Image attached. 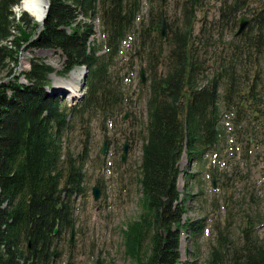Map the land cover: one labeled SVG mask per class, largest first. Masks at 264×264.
<instances>
[{
	"label": "trees",
	"instance_id": "16d2710c",
	"mask_svg": "<svg viewBox=\"0 0 264 264\" xmlns=\"http://www.w3.org/2000/svg\"><path fill=\"white\" fill-rule=\"evenodd\" d=\"M19 1L0 0V70L18 65L22 44L27 52H57L61 76L86 69L83 98L77 104L48 91L54 70L40 57L31 55L29 69H10L0 80V264H55L60 257L57 240L66 232L71 238L73 203L86 191L82 155L73 157L65 149V138L76 124L87 127L95 117L105 120L121 108L123 94L114 82L112 66L137 19L140 0H49L42 28L31 41L35 26L28 25L26 15L22 24L10 19V9ZM253 1L257 3L249 8L252 25L244 37L245 48L253 46L260 56L264 55V0ZM240 3L224 0L221 21L235 24V17L246 10ZM201 9L198 0H181L179 18L167 26V57L162 58L161 38L156 49L146 54L149 95L138 166L140 214L121 230L125 255L134 264H181V234L202 233V221L184 218L178 164L183 153L200 159L219 142L222 83H226L223 106L236 109L238 125L247 122L248 145L254 140V128L264 121V76L257 57L252 61V80L244 87L238 82V72L246 73L237 62L245 53L239 46L226 63L220 59L207 74L204 52L195 46L196 14ZM156 17L155 32L161 37L163 15ZM13 30L18 35L12 41ZM205 41L209 43L205 39L202 44ZM161 66L164 70L159 72ZM257 226L246 216L239 235L242 245L233 252L231 264H264V243L255 234Z\"/></svg>",
	"mask_w": 264,
	"mask_h": 264
},
{
	"label": "rangeland",
	"instance_id": "374dc122",
	"mask_svg": "<svg viewBox=\"0 0 264 264\" xmlns=\"http://www.w3.org/2000/svg\"><path fill=\"white\" fill-rule=\"evenodd\" d=\"M223 1L198 0L202 9L196 14L199 22L194 27V34L197 35L195 46L199 52H204L208 75L216 69L220 59L225 58L223 62L226 63L235 46L241 47L245 53L237 62L246 73L243 75L238 72V82L240 87H244L252 80L250 72L254 67L252 61L256 57L262 66L261 75L264 76V55L259 56L253 46L246 49L244 40L252 25L249 8L256 6L257 1L242 0L240 5L246 7V10L240 12L235 17V24L231 25L230 21L227 24L221 21ZM227 1L231 3L233 0ZM180 2L181 0H164L161 5L160 0H140L137 19L120 43L112 66L114 82L119 84L123 94L121 108L105 120L102 116L95 117L87 127L81 128L76 124L65 138V149L75 158L82 155L86 191L73 203L75 225L71 243H68L69 232L62 234L57 240L60 257L55 264H134L125 255L121 230L140 214L138 166L146 135V99L149 95L147 73L144 71L146 54L151 49L155 50L160 42V37L155 32V23L156 16L161 13L166 23L161 54L163 59L167 57L169 50L164 44V40L169 38L167 26L169 23H176L179 18ZM23 3L20 1L12 6L11 13L19 17L23 11L20 10ZM27 13L35 23L33 16ZM240 17L247 21V25L243 33L235 37ZM95 26V38L99 40L97 22ZM40 28L42 24L31 31V36ZM250 34L253 35V32L250 31ZM205 39L209 43L205 41L202 44ZM28 53L33 57L43 58L53 68L54 71L49 76L48 91L61 95L64 102L77 104L79 101L73 99L84 94V90L80 89L81 82L77 96H72L65 90L63 83L71 72L66 76L59 74L62 68L59 54L44 50ZM27 66H15L11 63L0 70V80L7 77L10 69L20 72L27 70ZM140 70L145 75L144 84L140 82ZM158 70L162 72L164 67L161 66ZM225 85L223 82L220 87L222 115L219 126L222 133L219 142L205 151L200 159H189L183 153L178 164L181 174L177 179V189L186 206L184 218L193 223L202 221L204 225L202 233L196 237L181 234V264H231L233 252L242 245L239 235L246 216L257 221L255 234L264 243V146L261 143L264 116L261 127L254 128V140L248 145L246 140L250 136V130L246 129L247 122L238 125L235 122L236 109L223 106ZM103 141L106 144L104 154L101 155ZM125 143L128 147L125 162L122 163V147ZM93 187L99 192L96 201L92 196Z\"/></svg>",
	"mask_w": 264,
	"mask_h": 264
},
{
	"label": "bare ground",
	"instance_id": "6f19581e",
	"mask_svg": "<svg viewBox=\"0 0 264 264\" xmlns=\"http://www.w3.org/2000/svg\"><path fill=\"white\" fill-rule=\"evenodd\" d=\"M45 6V0H25L20 10L29 12L35 18L36 22H40L44 14ZM82 78L83 72L81 69L71 71L69 78L63 83L65 85V90L72 96H77L80 82L82 84Z\"/></svg>",
	"mask_w": 264,
	"mask_h": 264
},
{
	"label": "water",
	"instance_id": "95a60500",
	"mask_svg": "<svg viewBox=\"0 0 264 264\" xmlns=\"http://www.w3.org/2000/svg\"><path fill=\"white\" fill-rule=\"evenodd\" d=\"M164 2V0H162V3ZM48 7H49V0H47V7H46V12H45V16H44V18H43V22H44V20H45V18H46V15H47V12H48ZM43 22H42V25H43ZM246 24H247V22L244 20V18L243 17H241L240 19H239V29H238V31H237V33H236V36H238V35H240L242 32H243V30L245 29V27H246ZM165 28H166V25H165V20H164V18L162 17L161 18V32H160V38H161V40L165 37ZM82 70V72H83V80H82V84H81V86H80V89L81 90H83V87H84V82H85V78H86V69L85 68H83V69H81ZM139 75H140V82L142 83V84H144L145 82H146V79H145V75H144V72H143V70H140V73H139ZM83 98V94L80 96V97H77V99H73V100H77V101H79V100H81ZM126 117H127V114H125L124 115V119H126ZM105 144H106V141H103V145H102V147H101V149H100V154L101 155H103L104 154V149H105ZM263 146H264V143H263ZM127 144L125 143L124 145H123V147H122V155H121V162L122 163H124L125 162V158H126V152H127ZM92 196H93V199H94V201H96V200H98V198H99V192H98V190H97V188L96 187H93L92 188ZM55 232H56V230H55ZM73 237V232H71V238ZM71 238H70V240H69V243H71Z\"/></svg>",
	"mask_w": 264,
	"mask_h": 264
},
{
	"label": "built area",
	"instance_id": "2783aa9c",
	"mask_svg": "<svg viewBox=\"0 0 264 264\" xmlns=\"http://www.w3.org/2000/svg\"><path fill=\"white\" fill-rule=\"evenodd\" d=\"M22 3H23V1L24 0H20ZM19 1V2H20ZM46 2V1H45ZM17 5V4H16ZM16 5H14V6H16ZM13 6V7H14ZM46 7H47V2H46V6L44 7V14H43V17H42V19H41V21L40 22H36V20H35V18L33 17V19H34V21H35V23H37V25L39 24H42V21H43V18H44V16H45V12H46ZM12 8V7H11ZM23 15H26V18H27V20L29 21V22H31V26H35L34 27V29L37 27V25L33 22V20H32V18H31V16H29V14L27 13V12H22L21 13V15L18 17V16H15L13 13H11V17H10V19L12 20V23H14V24H19V23H21L22 24V22H21V19H22V17H23ZM17 26V25H16ZM41 29V28H40ZM39 29V30H40ZM18 30V29H17ZM39 30L36 32V33H34V35H32L30 38H29V40L28 41H31L32 39H34L35 38V36H36V34L39 32ZM12 35H11V38L9 39V40H14V36H16V35H18V32L17 31H15V30H13L12 31V33H11ZM20 42H22V41H20ZM6 45L7 46H9V47H12V45H11V43L10 42H7L6 43ZM26 46V44H22V46H21V48H20V50H19V52H18V60H17V62H18V66H20L21 64H26V65H28L27 66V69H29V59L31 58V55H30V53H28V52H25L23 49H24V47ZM26 53H28V55H29V57H28V55L26 54Z\"/></svg>",
	"mask_w": 264,
	"mask_h": 264
}]
</instances>
